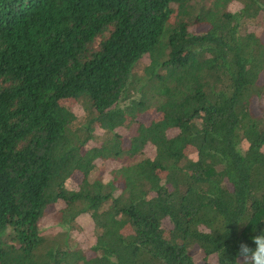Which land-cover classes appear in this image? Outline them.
I'll list each match as a JSON object with an SVG mask.
<instances>
[{"label":"trees","instance_id":"trees-1","mask_svg":"<svg viewBox=\"0 0 264 264\" xmlns=\"http://www.w3.org/2000/svg\"><path fill=\"white\" fill-rule=\"evenodd\" d=\"M258 23L264 0H0V264H196V247L218 264H254ZM58 206L60 230L46 233ZM82 215L95 227L90 254L74 246Z\"/></svg>","mask_w":264,"mask_h":264},{"label":"rangeland","instance_id":"rangeland-1","mask_svg":"<svg viewBox=\"0 0 264 264\" xmlns=\"http://www.w3.org/2000/svg\"><path fill=\"white\" fill-rule=\"evenodd\" d=\"M231 11L236 12L239 9V5L234 3L229 8ZM251 29L257 30L262 34L264 38V24H257L256 26L250 27ZM208 29L207 26L201 25L196 27V31L198 32H205ZM194 30V29H193ZM262 81L264 82V75L262 77ZM66 106L71 108L76 114L82 115V107L79 105L77 101L74 99L67 100L63 102ZM264 111V104H261L259 101L254 102V113L260 114ZM158 114L155 112H149L143 115L140 119L146 123H151L152 120L156 119ZM128 139L134 133V129H130V125L126 126V128L120 130ZM99 134H102L99 132ZM95 143V142H94ZM95 145V144H92ZM128 142H125V146H128ZM148 156H153L154 151H147ZM130 162L128 159L118 160V161H107L104 163H100L99 169L100 173L104 177H109L110 172L121 165H126ZM81 181V175H76L72 181L68 183L69 188H76ZM59 209L58 207H54L50 209L47 213L46 218L43 220L41 226L43 229L46 230V233L50 232H57L60 230L59 227H56L54 222L52 221V216L56 210ZM73 240L75 248H80L86 253H91V248L96 243V234H95V227L94 223L89 215H82L77 220V228L73 232ZM192 255L195 259L196 264H218L216 255H212L207 257L200 248L196 247L192 250Z\"/></svg>","mask_w":264,"mask_h":264},{"label":"clouds","instance_id":"clouds-1","mask_svg":"<svg viewBox=\"0 0 264 264\" xmlns=\"http://www.w3.org/2000/svg\"><path fill=\"white\" fill-rule=\"evenodd\" d=\"M256 244V249L252 251V259L254 264H264V236H257L254 240ZM250 249L247 244L242 243L240 245V252L243 255H247Z\"/></svg>","mask_w":264,"mask_h":264}]
</instances>
